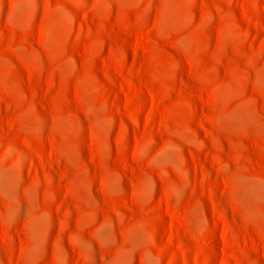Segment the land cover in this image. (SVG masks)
Returning a JSON list of instances; mask_svg holds the SVG:
<instances>
[{
  "label": "rangeland",
  "instance_id": "rangeland-1",
  "mask_svg": "<svg viewBox=\"0 0 264 264\" xmlns=\"http://www.w3.org/2000/svg\"><path fill=\"white\" fill-rule=\"evenodd\" d=\"M0 264H264V0H0Z\"/></svg>",
  "mask_w": 264,
  "mask_h": 264
}]
</instances>
